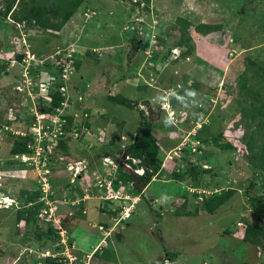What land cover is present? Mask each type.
Segmentation results:
<instances>
[{
  "label": "rangeland",
  "instance_id": "obj_1",
  "mask_svg": "<svg viewBox=\"0 0 264 264\" xmlns=\"http://www.w3.org/2000/svg\"><path fill=\"white\" fill-rule=\"evenodd\" d=\"M142 5L84 0L59 32L0 17V264H264V239L243 238L256 220L250 202H264V171L244 144L259 116L244 108L240 80L251 64L264 69V0ZM176 17L191 24L184 57L170 29ZM199 24L217 28L202 35ZM70 51L76 67L66 79L65 65L60 81L50 77L48 60L24 74L26 54ZM57 81L64 101L46 112L34 84ZM196 131L201 143L187 168L178 150L195 149ZM147 136L156 169L130 154ZM16 139L23 154H11ZM229 189L212 214L198 210ZM31 204L40 205L26 220ZM257 220L263 225L264 213Z\"/></svg>",
  "mask_w": 264,
  "mask_h": 264
},
{
  "label": "trees",
  "instance_id": "obj_2",
  "mask_svg": "<svg viewBox=\"0 0 264 264\" xmlns=\"http://www.w3.org/2000/svg\"><path fill=\"white\" fill-rule=\"evenodd\" d=\"M84 0H2L3 6L2 9L0 8V17H5L8 14H11L13 19L16 21H24V23L27 25V27H36L37 29H40L41 31H50V32H59L62 26L72 17V15L75 13V11L79 8L80 4ZM139 1V0H137ZM140 2L143 3L142 8L145 12H148L150 9L148 7L149 0H140ZM17 7V10L14 12L12 9L13 6ZM139 5L138 2L135 3V6ZM191 27V24L182 17H176L174 23L170 26V29L172 31H175L177 33L178 39L175 44L177 48H180V55L182 57L189 54V51H181V48L184 46H188V43L190 42L188 37V28ZM217 26H212L209 24H199L193 27V30L196 33L199 34H208L215 31ZM136 39H132V45L135 46ZM161 42V41H160ZM38 54V53H37ZM58 55V54H57ZM55 55L56 64L57 67L50 66V77L51 78H57L58 81H60L59 78V72H61V65L66 62L68 59L64 58V53L62 56ZM64 59V60H63ZM72 60L74 62V68L76 67V55H72ZM50 64V62H49ZM45 65V64H44ZM252 69L249 68L251 71L250 75L246 74V71H244L241 76V90H243L247 97V104L248 108L244 107L247 110V112L251 111L250 118L254 119L255 116H259L256 125L254 126L251 134L247 137L248 141L244 142L247 150L250 152L249 160L251 161V165L259 170L264 171V69L260 68L259 66H254V64H251ZM54 68V69H53ZM257 78V79H256ZM52 83L51 88L47 89V91L44 94H48L50 96V100L46 101L42 97H38L39 101H46V112L54 111L56 108L59 107L60 103L64 101L62 93L58 90L61 83ZM249 81H255L257 88H253L251 86L252 84L249 83ZM248 84V85H247ZM37 88V87H36ZM110 101H113L115 103H118L119 105H125V100L122 98H119L117 96H112L109 99ZM259 105L260 109L257 108ZM246 114L243 113L242 117H244ZM249 116V115H248ZM70 119H67L68 122ZM254 134H257L259 138H261L262 143L261 145L255 147L254 141L255 138L251 137ZM197 131L195 134V138L199 143L197 146H195L194 151H192L191 147H188L186 144L185 146H181L179 150V156L178 161L182 162L185 167L189 168V165H191V158L192 156L197 152L199 149V145L201 143V140L196 136ZM204 143L208 144V140H204ZM242 142V141H241ZM152 143V138L150 136L143 137L141 140L134 139L131 146H130V154L131 156H134L136 158H141V162H143V168L147 169L150 166H152L154 169L157 168V164H155L153 161V153L150 151V145ZM243 143V142H242ZM26 143L19 141V139H16L12 142V146L10 148L11 154L14 155H20L23 154L25 150ZM220 146H218L219 148ZM221 148V147H220ZM177 163V169H180V166L182 168V165L180 163ZM256 162V163H255ZM173 178L176 180L182 179L179 174L178 170H175L172 172ZM182 175V174H181ZM144 176V177H143ZM151 177V174H145L142 176H136V181L140 183L141 181L146 184ZM115 184V183H114ZM116 185V184H115ZM233 194V190H226L221 194L213 195V196H207L205 199L200 200L202 201L199 204V211L202 210V212L206 214H212L217 208H219L221 205H223ZM36 194V198H37ZM32 198V197H30ZM40 204H31L26 207L25 212H27L28 216L25 218L26 220L31 219L30 216H34V214L29 210V208L33 207V211L37 212L38 206ZM251 205V211L253 213L254 218L256 220L253 224H245L243 229V238L246 242L251 244H256L258 240L264 239V224L259 225L258 224V218L260 215L264 213V202L259 199L257 201L250 202ZM24 209V208H23ZM108 214H112L111 211L108 210ZM183 214V213H182ZM23 212L20 210L17 212V220L22 219ZM178 216H181L179 214ZM113 218V217H112ZM52 234L56 236V233L52 231ZM49 261V260H48ZM57 264V263H55Z\"/></svg>",
  "mask_w": 264,
  "mask_h": 264
},
{
  "label": "built area",
  "instance_id": "obj_3",
  "mask_svg": "<svg viewBox=\"0 0 264 264\" xmlns=\"http://www.w3.org/2000/svg\"><path fill=\"white\" fill-rule=\"evenodd\" d=\"M72 53V51H70V52H68V53H66V55L64 54V58H66V59H68L66 62H64L62 65H61V70L63 71L64 69H65V67H66V69H68V70H66L65 72H63L62 73V75H61V78H64V79H66V76H65V73H70V72H72L73 71V60H72V55L73 54H71ZM57 55V54H56ZM49 61L50 62V64H52L54 67H57V64H56V61H53V60H55V58H52V56H50L49 57V59H43V60H39V59H36L35 58V56H33L32 54L31 55H28V54H26V56H25V58L22 60V64H23V71H24V74L25 75H28L27 73H28V71L30 70V69H32L33 67H36V64L38 63L39 65H43L46 61ZM64 60V59H63ZM24 64H25V66H24ZM64 65H65V67H64ZM62 67H63V69H62ZM25 85L26 86H29L30 84H29V82H25ZM35 85V87H37V90H38V88H39V91H42L41 92V94L42 93H44V92H46L47 91V89H50L51 88V83H50V85L48 84V85H46V87H45V89L43 90V84L42 83H37V84H34ZM37 85V86H36ZM61 88V87H60ZM59 89V88H58ZM62 93V92H61ZM63 94V93H62ZM61 94V95H62ZM42 96V95H41ZM40 96V97H41ZM43 99H45V100H47V101H49L50 100V96L48 95V94H45L43 97H42ZM192 151H194V148H192ZM174 155H175V153H174ZM124 214V213H123ZM126 215V214H125ZM46 253V252H45Z\"/></svg>",
  "mask_w": 264,
  "mask_h": 264
},
{
  "label": "clouds",
  "instance_id": "obj_4",
  "mask_svg": "<svg viewBox=\"0 0 264 264\" xmlns=\"http://www.w3.org/2000/svg\"><path fill=\"white\" fill-rule=\"evenodd\" d=\"M35 55H37V54L35 53ZM182 146H183V145H182ZM180 148H181V147H180ZM179 150H180V149H179ZM179 150H178V151H179ZM175 157H176V156H175Z\"/></svg>",
  "mask_w": 264,
  "mask_h": 264
},
{
  "label": "crops",
  "instance_id": "obj_5",
  "mask_svg": "<svg viewBox=\"0 0 264 264\" xmlns=\"http://www.w3.org/2000/svg\"><path fill=\"white\" fill-rule=\"evenodd\" d=\"M184 3H186V0H184Z\"/></svg>",
  "mask_w": 264,
  "mask_h": 264
}]
</instances>
